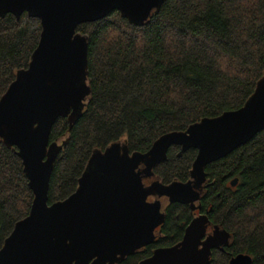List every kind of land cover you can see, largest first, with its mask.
Wrapping results in <instances>:
<instances>
[{
  "label": "trees",
  "instance_id": "16d2710c",
  "mask_svg": "<svg viewBox=\"0 0 264 264\" xmlns=\"http://www.w3.org/2000/svg\"><path fill=\"white\" fill-rule=\"evenodd\" d=\"M77 31L88 40L91 92L71 129L67 118L51 129L49 143L67 142L53 165L48 204L76 190L93 150L123 142L130 153H145L164 134L241 108L264 73V0H165L142 26L113 11ZM40 32V21L26 13L0 17V98L27 68ZM177 153L169 149L153 170L164 184L189 179L197 152ZM205 172L210 186L202 206L210 208V224L230 235L209 264H228L238 254L264 264V130ZM32 200L20 158L0 142V249ZM165 213L163 238L118 264H138L151 249L182 239L191 212L175 204Z\"/></svg>",
  "mask_w": 264,
  "mask_h": 264
},
{
  "label": "water",
  "instance_id": "95a60500",
  "mask_svg": "<svg viewBox=\"0 0 264 264\" xmlns=\"http://www.w3.org/2000/svg\"><path fill=\"white\" fill-rule=\"evenodd\" d=\"M165 0H0V17L19 20L24 13L40 21L38 44L26 69L0 98V142L15 149L33 200L28 215L15 223L0 249V264H118L152 244L164 223L159 198L199 209L198 190L206 166L249 142L264 130V73L244 105L214 118H203L180 132L160 136L145 153L129 152L126 143L93 150L76 190L48 204L54 162L67 141L49 143L51 129L67 118L69 129L80 118L91 89L87 37L81 24L113 11L134 26L158 13ZM171 146L179 156L197 151L187 182L144 186L143 178L167 160ZM143 166V169H140ZM231 186L237 184L234 179ZM153 196V202L147 198ZM206 215L194 217L182 239L157 248L138 264H209L212 251L224 252L230 235L219 225L207 232ZM238 254L228 264H251Z\"/></svg>",
  "mask_w": 264,
  "mask_h": 264
},
{
  "label": "flooded vegetation",
  "instance_id": "af4514ba",
  "mask_svg": "<svg viewBox=\"0 0 264 264\" xmlns=\"http://www.w3.org/2000/svg\"><path fill=\"white\" fill-rule=\"evenodd\" d=\"M174 147H177V148H178L177 156L180 157V156L183 154V153H182V154L179 156V153H180V147H178V146H171L169 149H172V148H174ZM169 149H168V150H169ZM196 152H197V151H196ZM167 153H168V152H167ZM195 157H196V156H195ZM191 168H192V167H191ZM140 169H143V166H141ZM153 170H154V169H153ZM153 170H152V172H153ZM189 179H190V176H189ZM189 179H188V180H189ZM188 180H187V181H188ZM155 181H159L160 183H162L158 178L154 177V172H153V175H152L151 177L143 178V179H142V183H143L144 186H149L151 183H153V182H155ZM187 181H185V182H187ZM173 182H180V181H175V180H174V181H172V182H170V183H173ZM170 183H168V184H170ZM181 183H184V182H181ZM162 184H164V183H162ZM168 184H164V185H168ZM209 186H210V182H209V180H208V178H207V174H206L205 182L202 184L200 190L197 191L198 194H199V201L197 202V206L200 207V208L197 209V210H195L194 212H191V210H190V208H189V205H182V204H178V203L170 204L169 201H168V199H167L166 197H164V196L160 197V198H159V201H160V203H161V209H160V211H161V213H163V215H164V223H165V221H166V220H165V219H166V213H165V212H166V208H167L168 206H170V205H175V204H177V205H181V206H186V207L189 209V211L191 212L193 218L196 217V216H198V215H206L207 218H208V213H209V211H210V208H209L208 205H205V206L203 207V206H202V201H203V199H204V197H205V194H206L207 188H208ZM230 186H231V184H230ZM231 187H234V186H231ZM155 198H156V197L150 196V197L147 198V202H153V201L155 200ZM156 199H158V198H156ZM193 218H192V219H193ZM192 219H191V220H192ZM164 223H163L161 226H158V227L154 230V236H155V240H154V242H153L152 244H150V245H148V246L142 248V249H146V248H148V247H150V246L155 245L157 242L160 241V239L163 238V236H164V234H163V226H164ZM187 225H188V224H187ZM214 226H215V225H211V224H210V220H209V218H208L207 232L210 233V232L212 231V229H213ZM157 248H165V247H158V246H157V247L151 249V254H150L148 257H150V256L152 255L153 251H154L155 249H157ZM142 249L136 251L135 253L141 251ZM148 257H146V258H148ZM146 258H144V259H146ZM144 259H143V260H144Z\"/></svg>",
  "mask_w": 264,
  "mask_h": 264
}]
</instances>
